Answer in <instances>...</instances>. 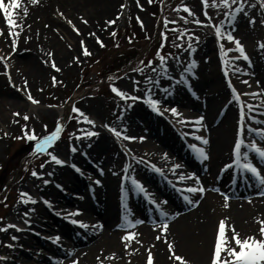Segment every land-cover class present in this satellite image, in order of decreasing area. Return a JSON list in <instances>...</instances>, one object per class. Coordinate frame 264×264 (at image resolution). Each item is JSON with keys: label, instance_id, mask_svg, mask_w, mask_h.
Returning a JSON list of instances; mask_svg holds the SVG:
<instances>
[{"label": "bare ground", "instance_id": "obj_1", "mask_svg": "<svg viewBox=\"0 0 264 264\" xmlns=\"http://www.w3.org/2000/svg\"><path fill=\"white\" fill-rule=\"evenodd\" d=\"M10 2L11 0H5V3ZM117 2V0H37L36 3H33L32 0H19L18 7L13 11L15 13L13 16L16 22L15 26L7 24L6 18L0 10V30H3V34L0 35V57L4 58L3 61L6 64V68L10 69L8 75L4 74L0 77V129H5L8 121H11L12 113L10 110L14 113V111L17 112L30 108L29 112H42V109L37 105L26 107L27 105L22 102V99L27 92L35 91L42 83L46 82L48 76L46 71H49L46 67L48 65L52 66L53 61L57 68H61L82 53V44L88 50L95 46L102 28L108 24V21L116 19L117 14H115L114 11L118 9L116 5ZM54 3L59 5L58 7L61 9L60 11H55V15L51 14L49 10ZM25 9L27 10L26 12ZM60 13H63V16L60 15ZM68 20L73 22L75 28L67 22ZM83 20H87L88 23H84ZM6 27H9L8 30H6ZM77 29L79 35L77 34V36L73 38L70 32L74 34V31H77ZM11 33H18V35H12ZM58 36L67 37L68 44L60 42ZM85 36L86 38H84ZM77 39H79L78 43H76ZM14 40L16 43L13 46ZM25 50L26 52L24 54H19ZM16 69H21V71H16ZM239 70L242 73L248 72L250 75L253 74L252 70H245L241 65L237 67L232 66L234 74L231 73V70L230 73L236 84H238L240 78H236L235 72L238 71L240 74ZM51 71L53 70L51 69ZM9 76L11 79H9ZM241 77L238 88L240 89V93L244 95L243 97H245L247 93L258 94L257 92L259 89L257 86H252L248 77ZM25 79L27 80V85L24 84ZM216 79L214 84H210L208 80H204L197 84L198 95L195 100L196 104L193 103V109L205 113L203 116L204 120H209L211 122L209 125L212 126L213 131L209 127L211 130L210 132L203 130V133L200 135L205 138L209 137V139L212 140L211 146L205 149L212 157L210 163L206 165L210 166L211 175H219L215 185L221 186L223 188L222 190H224L227 187V182L224 181L223 177L225 178L228 172L220 175L221 169L217 171L216 166H220L224 161L229 159L228 142L234 128L237 127V122H235L236 112L234 107L229 106L228 109H225L224 106L228 91L223 84L224 77L222 81H220L219 75L216 76ZM259 80L264 85V79L260 78ZM244 81L248 83L245 84ZM12 85L15 86V88L11 87ZM159 85L160 83L158 86ZM248 86L251 89H249ZM257 99L256 97V100ZM73 101L74 99L69 100L65 106L58 108L57 112L55 111L58 117V123L62 125V128L66 120L71 116L74 106ZM176 102L178 104L187 105V103L180 100L178 101V99ZM201 102H204V104L201 105ZM258 106L253 107L255 111L258 110ZM146 110L147 108L144 105H131L130 108L123 111L122 119L119 120V126L126 135H144V139L140 141L135 139L134 141L128 140L129 142L127 143L132 147L131 150L137 152L142 159L148 160L156 158L157 160H162L165 164H169L170 166L163 167H166V175L170 178L179 180V173L190 176L192 173L186 166L176 169L175 173L171 170L173 164H180L178 158H185L187 161H191V159H189L180 148L176 142L173 131H171L166 123L156 122L153 127H150L149 133H144ZM177 110L182 114L179 117L184 121V124L188 123L187 120L198 116V114H195L193 111H188L185 108H179ZM259 110L262 109L259 108ZM218 115L221 116V119L219 122H216L214 119ZM195 121L196 120L189 122ZM203 121L201 123H203ZM108 135L109 134H104L99 139V147L101 150L107 149V143H109V145L115 143L110 138H107ZM165 148H167V151ZM81 150L86 151V149ZM164 153L168 154V159L163 158ZM174 155H178V157ZM137 166L140 165L136 162V158H134L131 167L126 172L127 177L131 178L145 173V170ZM60 167L61 166H50V169L53 170L52 175L55 176L58 171H60ZM195 169L198 170L196 167ZM201 173L203 174L202 170ZM148 178L151 179L152 177L149 175L147 179ZM45 180L48 181V179L37 176L33 179L31 186L27 184L23 186L20 191L29 192L34 196L35 200H40L43 197H40L41 194H48L54 200L53 206L56 208L55 210H59L61 213H68L74 210L71 206V200H74V198L72 197L68 201L66 200V203H58V197L48 186L45 185L44 187L45 183L43 181ZM103 180H105V183L101 189H106V183L109 182L114 185V188H118V180L105 177ZM222 180L223 185L220 184ZM204 181H206V178H204L203 182ZM160 182L156 181V184H163V181ZM180 182H184L189 186L196 185L195 178L184 181L180 180ZM163 186L165 188H160L163 195L175 202L170 191L164 184ZM35 188L38 189L40 195L35 191ZM225 191L232 194L234 198L246 196V194L239 189L230 190V188H227ZM254 194L256 193H253V195ZM48 195L44 197H49ZM249 196L243 197L247 198V200H233L227 203L229 205L228 207H225V202L213 193L205 196L201 193H197L193 198L194 200H199V207L194 211L183 214L182 211L178 210L169 212L168 205L163 204L161 197L159 196L156 198L154 195L157 202L161 204V208L169 212V216L162 217L160 213H156L152 210L151 213L148 214L147 208L144 207L140 208L141 211L139 213L135 212L133 216H137L138 219L143 220L146 218L144 224L139 228H134V232L138 233V235L133 242L140 241V245L135 246V248L141 249L145 246L152 248V256L157 259V264H181V261L170 259L172 253L168 248V244L174 243L175 253L187 259L189 264H204L207 262L210 264V253L208 248L211 242L214 243L215 235L218 233V224L216 225L215 232L213 230L215 222L217 223L223 218H228L227 226H234L236 232H238L241 237L252 235L260 237L258 233L261 227L260 221L264 220V196L260 198L254 197L252 199H250ZM103 202H105L104 199ZM138 204L139 202L136 203V206ZM107 208L110 209V213H112V211L116 212L117 210V206L114 202H109ZM25 212L28 214L32 213L28 221L32 223L35 230L46 229L51 233L48 238H54L56 236L62 237L61 234H57L60 232L68 235L70 238V243L67 244V249L65 251H56L55 256L45 258L48 264H70L73 259L77 260L79 264H122L121 254L122 250H124L121 240L122 233L117 229V227L121 225V220H117L116 217L112 218L110 213L108 214L110 218H107V215H104V218H100L82 213L78 216H72V219L81 220L89 225L87 227L88 230H86L79 224H77V227L75 224L71 226L66 221H51L46 217L48 211L45 208L40 209V206L34 208L30 203L22 202L21 205L19 204L17 206L15 213L17 217H21ZM175 213H179V215L176 216ZM39 216H41L42 219H39ZM25 220L24 218L22 226L27 228L24 224ZM159 222L162 224L155 225V223ZM164 223L168 224L167 232L162 230ZM96 225H102V227H94ZM75 228L77 232L74 230ZM28 229L22 227H18V229L8 228V231L5 232L6 237L16 236L19 241L29 243L28 239L30 240V238L26 236ZM226 231L230 238V236L233 235L230 227H227ZM79 234H82V237H79ZM158 236L160 239H157ZM18 239L13 241H17ZM60 241H64V239L62 238ZM31 247L34 248V246Z\"/></svg>", "mask_w": 264, "mask_h": 264}, {"label": "rangeland", "instance_id": "obj_2", "mask_svg": "<svg viewBox=\"0 0 264 264\" xmlns=\"http://www.w3.org/2000/svg\"><path fill=\"white\" fill-rule=\"evenodd\" d=\"M117 1L116 5L118 9L114 11V13L117 14L114 20L115 23L107 24L102 28L95 46L88 50L91 55L84 54L85 47L80 43L82 53L59 68V71L49 65L46 67L49 69V71H46L48 75L46 82L42 83L35 91H30L32 97L38 101V103H33L27 98L29 92H27L22 99V102L26 103V107L37 105L42 109V112H29L30 108L17 112L14 111V113L10 110L12 113L11 121H8L5 129H0V200L3 199V203L0 205V217L3 218L0 220V227H6L9 221L12 222V220L15 219L14 216H16V213L13 210L15 206L17 207L19 204H22L20 190L27 184L31 186L33 179L36 178L31 174L32 171L35 170L41 173L42 175H40V177H42L47 174V170L50 166L56 165L54 161L50 160L47 152L44 154L36 153L35 142L29 141L24 136V132L28 131L31 134L32 130H34L38 137L50 134L57 126V109L65 106L69 100L76 99L73 107L79 108L83 113L89 116L90 119L94 120L95 124L90 125L86 123L83 121V118L80 117L79 113L72 111L70 121L66 126L62 139L49 152H54L61 159H72L73 162L80 164L85 163L84 157H90L94 160L96 156L99 164H97L95 168L98 172L104 170L108 175H117L119 179H122L125 174V168L131 166V155L134 156V158L137 156L136 159L139 155L137 152L131 150L132 147L127 143L129 142L128 140L123 139V137L117 138L108 128L104 127V125L108 124L123 131L119 126L120 119H117V117L123 116V111L130 108L129 105L135 104L129 101V99H122L118 94L114 93L112 91V85H115L118 89L127 92L131 96L145 97L148 90L156 85L155 83L165 79L164 71L159 66L158 52L167 57V64L168 62H170V64L172 62L177 63V60L183 62L184 57L186 59L185 62L190 61L189 65L192 60H196V65L200 69V73L198 72L199 75L201 74L200 77L205 76L210 78V84H214L217 80L216 76L219 75L220 81H222L223 77L220 70L222 61L220 45L223 44L224 53L230 52L229 49L234 50L236 45L234 41H228L226 37L219 40L216 36L215 38H217V40H213V36L211 37L210 33L215 32L214 25L218 26L221 21L225 22L224 27L231 31L233 36L239 39L241 44L245 45L246 48L256 49L259 47L260 43H264V24L260 23L261 20H264V6H262V0H236V3L233 4L231 8H225L223 6L215 8L212 6L211 0H209L207 9H205L202 4V0H178L171 6L169 10L170 13L165 20L160 39L161 44L158 45V48L155 46L144 63L135 68L141 69L142 71H134V69L121 71L110 79L108 83L100 84V82H98V76L104 68H112V63L123 61L124 56L121 58V54L127 55L131 49H138L145 41L153 39L159 30L160 10L162 6H164L166 0H151V2H149V0H139V3H137V0ZM217 3H219V0H217ZM241 3H243V11L237 13L233 22L231 12ZM121 5H124V7H121ZM185 5L192 13H195V15H191L186 11ZM58 6L59 5L55 3L51 5L49 8L51 14L55 15V11L61 10ZM205 10L209 13L208 17L204 15ZM226 12L229 13V15H225ZM209 17L211 18L210 20ZM252 17L255 18V24L249 23V19ZM196 20H200L203 23L197 24L195 22ZM8 28L9 27H6V30H8ZM113 33H115V35H113ZM70 34L75 38L77 34L79 35V31H74V34L70 32ZM197 37L199 38L198 40ZM58 38L60 42L68 44L67 37L58 36ZM84 38H86V36ZM78 42L79 39L76 40V43ZM189 45H191L195 51H192ZM258 51L262 52L256 49V52ZM25 52L26 50L19 54H24ZM252 52L255 53V51ZM253 53L252 57L254 56ZM177 54H179V56L173 59L172 57H175ZM229 56H233L232 51ZM2 61L3 59L0 61V77L4 74L8 75L10 70L6 68ZM149 61L153 63L149 65ZM95 63H97V65H95ZM102 63L106 64L102 66ZM255 65L254 61V66ZM152 68H155L156 71L153 72L151 70ZM51 69L53 71H51ZM16 71H21V69H16ZM259 74H264V72L261 71V66L257 71V76ZM178 75L179 73H177L176 79ZM257 76L252 75V77H250V83L254 86L257 84ZM53 77H55V81H53ZM146 78H150L152 83L146 82ZM136 82H139L138 90ZM11 87L15 88L13 85ZM17 91L20 90L18 89ZM259 93V98H264V90ZM16 113H20V115H15ZM24 115H27L29 119L25 120L23 118ZM25 125H27L26 129L24 127ZM45 126L47 127L45 128ZM88 131H94L98 133V135L92 137L83 135V133ZM107 131L118 143H112L111 145L107 143V149L101 150L99 147V139L104 134H107ZM5 133H7V135H5ZM111 137H109V135L107 136V138ZM132 137L139 136L133 135ZM73 147L77 149L75 152L72 151ZM31 148H34V157L30 162L24 164L22 170L18 171L16 168L19 164L18 162ZM81 149H86V151H82ZM125 153L128 155H125ZM72 154L75 155V158H71ZM208 160H210V158ZM41 164H44L43 168L40 167ZM206 167L209 171V166ZM219 167L220 166H216L217 171ZM202 168L204 169L205 167L202 166ZM207 175L210 176L213 182L216 181V174L211 175L207 173ZM229 179L230 174L225 180L229 181ZM6 181L11 182L10 187H5L6 191L2 192ZM35 191L39 193L37 188H35ZM41 196L44 197L45 194H41ZM223 199L225 200V198ZM188 210L189 208H187V211ZM49 211L54 214L53 217L70 220L71 222V219L68 218L66 214H62L58 210H53L51 208ZM25 218H28V215ZM22 219L23 216L20 217V220ZM133 219H136V217ZM17 222L18 221L15 220L12 224L18 225ZM214 224L213 230L215 232L218 222ZM122 229L120 230V233H122L121 240L126 232L134 231V228H130V230ZM12 237L13 236L6 237V233L0 231V264H10L11 260L17 256L21 251L20 249L24 246L22 242L16 243V241H13ZM30 238V243L34 246V251H31L30 256H27L22 263L48 264L46 262L47 260H45V256L48 255L51 257L54 254L38 245L37 239H34L31 234ZM133 240L127 248H125V243L127 242L122 240L124 250H122L121 254V263L146 264L148 252L151 251L152 253V248L149 246H145L141 249L135 248V246H139L140 243H134ZM66 243H68V241ZM212 243L213 242H211L208 248L210 256L213 251ZM25 247L27 248V245H25ZM63 248L66 249L67 247L63 246ZM45 251L49 254H46ZM153 259L155 264H157V259L154 257ZM204 264H208V262Z\"/></svg>", "mask_w": 264, "mask_h": 264}, {"label": "snow or ice", "instance_id": "obj_3", "mask_svg": "<svg viewBox=\"0 0 264 264\" xmlns=\"http://www.w3.org/2000/svg\"><path fill=\"white\" fill-rule=\"evenodd\" d=\"M32 2L36 3L37 0H32ZM149 2H151V0H149ZM137 3H139V0H137ZM235 3H236V0H231V3H230V0H219V3H217V0H211V4L215 8H220L221 6H223L225 8H231L232 5ZM18 4H19V0H11L10 3H5V0H0V10L3 11V15L6 18V22L10 26H15V24H16L15 20L13 19V16L15 15V13L11 10L17 8ZM202 4L204 5L205 9H207L209 6V0H202ZM262 6H264V0H262ZM121 7H124V5H121ZM184 7H185V10L188 11L191 15H195V13H192L191 10L186 5ZM26 11L27 10L25 9V12ZM242 11H243V3L238 5L231 12L233 22L236 18L237 13H240ZM60 15H63V13H60ZM204 15L206 17H208L209 13L205 10ZM225 15H229V13L226 12ZM210 19L211 18L209 17V20ZM67 22L70 25H72L73 28H75V25L73 24V22L71 20H68ZM83 22L88 23L87 20H83ZM195 22L197 24L203 23L200 20H196ZM255 22L256 21H255L254 17L249 19L250 24H255ZM107 23L113 24V23H115V21L110 20ZM224 23H225L224 21H221V23L218 26L214 25L215 36L218 38V40L226 37V39L228 41H234L235 45H236L235 51H238L240 53V56L235 57V59H240L242 57L243 60L251 63L250 57L247 55L245 48L241 44L240 40L237 39L236 37H234L232 32L224 27ZM260 23L264 24V20H261ZM77 31H78V29H77ZM2 34H3V30H0V35H2ZM11 34L12 35H18V33H11ZM92 35H95V34H92ZM113 35H115V33H113ZM165 39H166V37H165ZM198 39L199 38L197 37V40ZM15 43L16 42L14 40L13 46L15 45ZM259 47L264 49V43H260ZM189 48L192 51H195V49L192 48L191 45H189ZM220 50H221V58L223 60L224 55H225L223 44L220 45ZM229 51H232V49H229ZM84 54L85 55H91V53L88 51V49L86 47L84 48ZM157 55L159 57V62H160L159 66L164 71V74L167 75L168 74L167 57L164 55H161L159 52L157 53ZM0 59H4V58L0 57ZM224 62H225V64H227V61H224ZM141 63H143V61H141ZM152 63H153L152 61H149V65H151ZM179 63H180V61L177 60V64H179ZM196 64H197V61L192 60L191 64L184 68V72H191L192 68L195 67ZM52 67L56 68L57 71H59V68H57L54 61L52 62ZM151 70L153 72L156 71L155 68H152ZM134 71H142V70L141 69H134ZM225 75L226 76L228 75L227 67H225ZM9 79H11L10 76H9ZM53 81H55V77H53ZM146 82L152 83L150 78H146ZM180 83H187V81L181 80ZM244 83L247 84L248 82L244 81ZM24 84L27 85L26 79L24 80ZM136 85H137V90H138L139 82H136ZM111 87H112V91L114 93L118 94L122 99H126V100L130 99L132 101H135L137 99H145L146 103H148L154 111L160 113L161 115H163L164 112H168V111H170L173 114V116L182 115L180 112H178L176 107L165 108L163 111H161V108L159 107V105H161L162 101L160 99H154L153 98L152 93H151V89L148 90L145 97H141V96H131L127 92L118 89L115 85H112ZM229 87L232 88V94H233L234 98L239 100V95L237 94L235 87L232 86L231 81H229ZM164 91L167 92V89H165ZM27 98L30 101H32L33 103H38V101H36L32 97L30 92L28 93ZM130 106L131 105H129V107ZM72 111L79 113L80 117H82L83 121H85L86 123H88L90 125L95 124V121L90 119L89 116H87L85 113H83L79 108L73 107ZM15 115H20V113H16ZM245 116H246V113L244 111V108L241 106L240 110H239V125H240V127L238 129L237 138L235 139L234 148H233V152H234V156H235V159L233 160V164H235L238 167V169H240L244 172L251 173V175L254 176L256 179H258L261 184H264V173H262V171L252 162V160L248 159V157H249L248 149H251V151L254 152L257 156H259L260 159L264 160V147L259 146L255 141H249L248 143H245V139L243 138L244 137ZM23 118L25 120L29 119V117L27 115H24ZM117 119H122V116H118ZM203 120H204V117L200 116V117L196 118L195 122H196V124L202 126L201 122ZM180 123H184V121L181 120ZM24 127L26 129L27 125H25ZM46 127L47 126H45V128ZM104 127L108 128L117 138L123 137V139H125V140H134V139L143 140L144 139V137L128 136L125 134L124 131L118 130L116 127H112L111 125H108V124L104 125ZM61 131H62V125L58 123L55 130L52 131L51 134L43 135L42 137H38L35 134V131L32 130L31 134L28 131H25L24 136L29 141L35 142L36 153L44 154L45 152H47V155L49 156L51 161H54L58 165H63L66 163L65 160L59 158L54 152L47 151L48 147L53 146L54 142L58 140ZM248 131L255 132L258 136H260L262 139H264V129H262V128H255V129L249 128ZM5 135H7V133H5ZM83 135H85L86 137H92V136L98 135V133H96L94 131H88L86 133H83ZM192 135L195 136L194 133ZM195 139L201 141L204 145H207L209 143V140L202 135L201 136H195ZM189 148H191L193 150V152L198 157L202 158V160L206 161L209 159V155L203 147H200L195 143H190ZM76 150L77 149L75 147L72 148L73 152H75ZM163 158L168 159L169 158L168 154L164 153ZM141 162H142V158H141ZM231 166L232 165H225L226 168H230ZM40 167L43 168L44 164H41ZM72 167L76 168V165H72ZM150 167L155 172L162 174V169L157 167L155 164H150ZM181 167H182V165H180V164H173V167L171 170L173 171V173H175L176 169H179ZM76 170L79 171L78 168H76ZM31 174L34 177L42 175L41 173H38L35 170H33ZM192 178H195V183H196V185H199V187L188 186L186 191L188 193H204L206 191V189L203 187L202 183L200 182V177L197 176L196 173L193 172L190 176L185 175L184 173H179V175H178V179L181 181L189 180ZM125 179H129V177H125ZM130 179H131L132 185L134 186V189L140 193H143L146 199H148L152 204H155L156 207L160 210V215L162 217H168L169 216V212L165 211V210H163V208H161V204L157 202V199L154 196H152L150 193H148V191L146 190L145 186L143 185V183L141 181H139L135 177H131ZM43 182L45 184H47L49 181L45 180ZM95 183L100 184L101 181L99 179H97L95 181ZM217 191H219V190L217 189ZM260 194L264 195V193H260ZM20 198H21L22 202H24V203H33V204L36 203V200L33 198V196L29 192H26V191L20 192ZM184 199L189 204H198L199 203V200H192L187 195L184 196ZM228 199H229V197H227L225 195V201H227ZM44 203L48 204L50 206L49 201L45 200ZM167 203H168L167 201H163V204L166 205ZM224 206L228 207L229 205L226 202ZM80 212H81V210L77 209L75 212L67 213L66 216L67 217L78 216V215H80ZM129 212H130V210H129ZM24 215L27 216L28 213L25 212ZM175 215L178 216L179 213H175ZM126 216H127V214H126ZM2 219L3 218L0 217V220H2ZM227 219L228 218H223L218 223V233H217V236H216L215 241H214L213 252L210 256V264H264V220L260 221V224H261V227L259 229V232L261 234L260 237H257L255 235L248 236V237H241L240 234L238 232H236L234 226H227ZM71 223L79 224L83 228H87L89 226L86 223H84L83 221L78 220V219H71ZM126 223H127L128 228H134L135 225L143 223V221L139 220V219L128 218V219H126ZM17 227L18 226L15 224H9L6 227H0V231L7 232L8 228H17ZM94 227H102V225H96ZM227 227H230V230L233 234L231 236V238H229L227 235V231H226ZM162 230L167 232V230H168V224L167 223L163 224ZM137 235H138V233H136L134 231L126 232V234L122 237V240L127 242V243H125V248L129 247V244L131 243V241L133 239H135V237ZM12 239L16 240V239H18V237L13 236ZM53 239H54V242H59L61 240V237L56 236ZM157 239H160V237L158 236ZM137 243H140V241H137ZM168 248L172 253L170 259H174L175 261H181V264H189L187 259H185L184 257L177 255L175 253L174 243L168 244ZM237 249H239V250H237ZM98 259H99V257H98ZM70 264H79V262L77 260L73 259V260H71ZM147 264H153V256H152L151 251L148 252Z\"/></svg>", "mask_w": 264, "mask_h": 264}]
</instances>
